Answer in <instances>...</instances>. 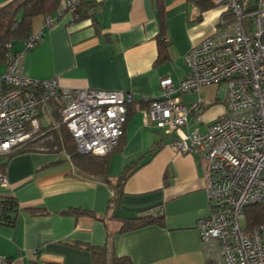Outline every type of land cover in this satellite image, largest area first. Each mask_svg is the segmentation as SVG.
<instances>
[{"label":"crops","instance_id":"crops-1","mask_svg":"<svg viewBox=\"0 0 264 264\" xmlns=\"http://www.w3.org/2000/svg\"><path fill=\"white\" fill-rule=\"evenodd\" d=\"M10 1L0 0V7ZM64 1L32 19L29 36L39 37L32 47L25 45L29 36L19 38L8 42L10 52L20 55L24 76L130 92L124 136L108 155L107 181L81 173L64 151L49 152L43 144L12 156L4 167L8 187L0 192L13 197L16 208L8 211L12 223L0 222V254L9 264H93L92 250L105 248L107 258L125 257L128 264H204L197 223L209 204L199 156L174 150L170 135L151 121L144 124L142 110L145 97L160 94L162 78L174 85L184 79L187 53L214 31L221 8L200 11L188 0H85L76 19ZM6 68L0 56V75ZM201 96L203 122L189 116L188 125L204 133L225 101L213 86ZM181 97L189 105L197 94ZM40 121L43 127L52 123L48 105ZM132 163L118 204L110 208L117 178ZM146 214L157 221L121 231L126 219Z\"/></svg>","mask_w":264,"mask_h":264},{"label":"built area","instance_id":"built-area-1","mask_svg":"<svg viewBox=\"0 0 264 264\" xmlns=\"http://www.w3.org/2000/svg\"><path fill=\"white\" fill-rule=\"evenodd\" d=\"M79 1L65 0V8L75 12ZM210 1L221 8L214 31L187 53L188 72L179 85L162 78L160 94L143 99V121L170 135L177 152L199 156L209 204V214L197 223L204 264H264V226L248 229L244 214L264 198V0ZM38 38L29 36L26 48ZM6 48L7 68L0 75V191L8 187L4 156L27 143L42 147L50 138L40 121L48 99L62 104L61 123L79 153L105 155L118 145L130 92L68 88L56 78L24 76L20 55L10 52V43ZM207 86L223 93L225 109L202 133L188 124L189 116L203 122L201 91ZM190 93L197 98L186 105L181 96ZM0 264H9L1 254Z\"/></svg>","mask_w":264,"mask_h":264},{"label":"trees","instance_id":"trees-1","mask_svg":"<svg viewBox=\"0 0 264 264\" xmlns=\"http://www.w3.org/2000/svg\"><path fill=\"white\" fill-rule=\"evenodd\" d=\"M60 1L61 0H12L6 5L0 7V56L4 57L5 60L6 44L15 39L27 38L32 33V19L36 16H45L53 12L58 7ZM188 1L198 6L200 8V11L206 10L210 7H216L210 0ZM84 5L85 0H80L79 4L77 5V10L74 12V17L76 19L80 18L83 14ZM161 38L160 40L158 39L160 45H162ZM46 105H48L51 112L52 123H49L44 127L42 126L41 128L42 130L48 129L49 131L46 132V136H50V138L43 140L44 149L49 152L64 151L78 171L83 174L94 176L96 178L107 181L108 155L119 148L120 142L124 136V132L119 140L118 145L107 154H81L77 151L76 144L71 133L68 131L66 126L61 123L62 104L58 99L52 98L48 99ZM130 105L131 104H129L127 107L128 110ZM128 116L129 112H127V119ZM36 149H38V146L34 145V143H27L22 148L4 156L3 166L5 167L7 165L8 160L12 156L20 153L32 152ZM131 165H133V163L126 166V168L117 178L118 189L110 200V202L113 203L110 205V208H112L113 205L118 204V200L121 194V184L132 172L131 170H129L131 168ZM0 197L2 198V200L0 201V222L12 223L13 218L10 213L15 212L16 201L13 197L8 195H1ZM244 214L246 226L248 229L264 226V198L253 205L247 206L244 209ZM155 221H157V218L150 214L138 215L137 218L126 219L125 223L121 227V231H129L135 227ZM107 253L108 252L105 248L93 249V264H128L129 262L127 258L117 257L115 255L107 258Z\"/></svg>","mask_w":264,"mask_h":264},{"label":"rangeland","instance_id":"rangeland-1","mask_svg":"<svg viewBox=\"0 0 264 264\" xmlns=\"http://www.w3.org/2000/svg\"><path fill=\"white\" fill-rule=\"evenodd\" d=\"M46 120L45 117L41 119V121Z\"/></svg>","mask_w":264,"mask_h":264}]
</instances>
